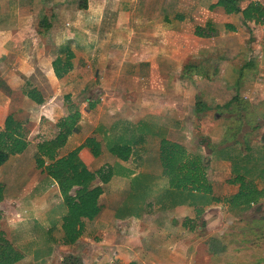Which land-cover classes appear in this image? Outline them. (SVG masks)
<instances>
[{
	"label": "rangeland",
	"instance_id": "1",
	"mask_svg": "<svg viewBox=\"0 0 264 264\" xmlns=\"http://www.w3.org/2000/svg\"><path fill=\"white\" fill-rule=\"evenodd\" d=\"M23 1L29 2L22 13L24 26L47 31L38 48L31 40L32 45L23 40L18 47L26 50L28 66L39 60L45 67L61 44H68L74 57L61 80L42 73L46 86L37 88L44 96L39 105L25 98L24 80L31 85L45 80L20 76L21 88H5L0 77V106L8 102L15 110L29 142L0 167L6 198L0 204V229L25 255L19 264L95 262L116 243L140 249L145 264H264V197L242 211L212 202L199 216L192 206L163 209L156 202L168 185L158 158L161 136L206 159L215 196L236 192L239 184L230 183L236 175L264 186V22L242 12L226 17L221 9L208 8L215 0H88L86 9L80 8L81 0ZM251 1L264 7V0H238V5L244 10ZM43 21L52 27L43 28ZM207 21L214 31L195 35V26ZM89 99L97 100L92 108ZM74 108L81 113L80 132L58 154L97 126L113 124L109 136L134 133L137 141L131 158L121 161L133 174L103 184L102 211L85 221V238L62 244L65 205L54 180L36 167L35 150ZM115 162L103 145L102 154L86 164L95 170ZM143 174L151 187L144 199L149 207L130 191L132 176ZM100 183L99 178L93 182ZM129 216L136 219L135 228L134 218L127 223L115 219ZM210 238L225 249L211 253Z\"/></svg>",
	"mask_w": 264,
	"mask_h": 264
},
{
	"label": "trees",
	"instance_id": "2",
	"mask_svg": "<svg viewBox=\"0 0 264 264\" xmlns=\"http://www.w3.org/2000/svg\"><path fill=\"white\" fill-rule=\"evenodd\" d=\"M79 5L80 8H86L87 0H81ZM216 6L221 7L228 14L238 13L241 10L238 0H216L210 3L208 8L213 9ZM241 12L245 18H252L258 23L264 22V7L258 1L249 2ZM182 17L177 15L180 20ZM50 25V22L43 21L42 23L45 29H48ZM225 28L235 31L234 25L230 23H226ZM212 31L214 28L210 21H207L204 26L196 25L194 28V34L199 37L209 36ZM73 57L74 52L68 44H61L58 47V53L51 61L53 72L58 79L64 77L73 68ZM30 85L29 81L25 83L23 94L33 102L42 104L44 101L42 93ZM94 103V101H89V107L92 108ZM80 116V111L74 108L67 115L60 117L55 123L57 133L52 138L37 142L35 150L36 167L41 168L56 182L65 205V212L61 216L62 242L65 244L74 243L81 235L84 228L83 218L92 220L100 211L99 197L103 193V188L100 185H92V181L98 177L103 183H107L113 175L110 167H101L95 171L88 169L78 155L79 149L83 146L89 148L94 157L101 153V143L95 136H87L82 144L64 155L57 156L59 148L65 144L68 135L76 130ZM119 141L121 139L109 138L106 146L117 158L127 161L131 156V143L133 142L131 140L123 143ZM28 144V140L24 138L22 123L14 118L13 114L7 115L4 128L0 129V166L7 161L10 155L25 150ZM158 158L162 168L161 173L168 180L167 187H164L156 198V202L163 209L186 204L192 206L196 216H199L205 206L212 202H222L231 210L242 211L264 197V186L257 188L245 182L244 175H236L233 180H230V183L239 184L236 192L223 197L215 196L211 182L207 178L206 159L201 155L189 154L183 144L167 139L165 136H161L159 140ZM143 179L144 174L131 178V192L139 200L146 199L151 193V187L149 184H144ZM73 187L76 188L71 194ZM2 198L3 185L0 183V200ZM150 203L148 201L146 205L149 207ZM188 228L193 229L194 224H190ZM208 249L214 254L224 250L225 246L220 244L216 238H210ZM20 258V252L5 238L4 232L0 229V264H14ZM79 263V260H75L73 263L65 264Z\"/></svg>",
	"mask_w": 264,
	"mask_h": 264
},
{
	"label": "crops",
	"instance_id": "3",
	"mask_svg": "<svg viewBox=\"0 0 264 264\" xmlns=\"http://www.w3.org/2000/svg\"><path fill=\"white\" fill-rule=\"evenodd\" d=\"M33 3L35 5V2H33ZM87 5H88V3H87ZM31 8H33V4L31 5ZM86 8H84V9H86ZM214 8L221 9L226 17H230L231 15L236 14V13H230V14L225 13L224 10L221 7H219V6H216ZM240 9L242 10L243 8H240ZM28 10H29V2H25L24 3L23 0H0V77L2 78V82L4 83L5 88H21V86L23 84V80H22V78L20 76H22V77L25 76V77L28 78L31 75L33 77L35 75H37L38 78H40L41 80L44 81L45 80V77L42 75V73H43L44 75H46V77L49 80L50 79L51 80L55 79L57 81V80H61L63 78L62 77V78L58 79L55 76V74L53 72V69H52V65H51V61L52 60L49 61V62H47V64L45 63V65H44L45 67H41L39 65V62H38L39 60L36 61V62L34 61L33 62V65L31 64V65L28 66V64H27L28 62H27V59H26V57H27L26 50L25 49L22 50V48H18V47H23V45H24L23 40H26L27 43L30 44V45H32L34 43L36 45V47L38 48L39 45H40V43H42L43 40L46 37V32L47 31H45L44 33L40 34V33H38L36 31V29H35V27L33 25H31V28L30 27L27 28V27L24 26V20H23L22 13L23 12H26ZM241 10L238 13H241ZM17 20L20 21V24H18ZM226 23L232 24L231 22H225L224 23V27H225V24ZM197 25H200V24H197ZM50 26L52 27V24ZM234 27H235V25H234ZM30 29H31V31H28ZM235 29H236V27H235ZM43 34H45V35H43ZM29 40L34 41V42L31 43ZM38 51H39V53L42 54L41 49H38ZM28 53H30V52H28ZM31 59L34 60L35 59V56L33 58H31ZM17 71H19V73ZM40 76H42V77H40ZM27 81H29V80L28 79L24 80L25 83ZM32 86H34L36 88H45V86H46V80H45V82H42L41 81L40 84L34 83ZM24 87H25V85H24ZM25 98H28V97H25ZM43 98H44V96H43ZM89 100L90 101H93L92 99H89ZM96 101L97 100H95L94 102H96ZM94 105H96V103H94ZM9 109H10V104L8 102L5 103V104H2V106H0V129H3L4 128V121H5V118H6L7 115L13 114L14 118H16V116L14 115V112H12V111H15V110L10 109L11 110L10 111ZM169 109H171V108H169ZM16 119L18 120V118H16ZM80 120H81V116H80V119H79V121L77 123L76 130L74 132H72L70 135H68L67 140H66L65 144L62 147H64L66 144H70L71 137H74V135H76L78 133V131L80 132ZM130 121L133 122V123H135V122L137 123L139 121V119L136 120V121H133L132 119H130ZM125 123H127V122H125ZM111 125H113V124H111ZM111 125H109V127H107V128H103L102 126H97V128H93L92 131L89 134H84L82 137H78L77 139H78L79 142L76 145L75 144L74 145H71V147H69L66 152H64L62 154H58L57 156L64 155L65 153H67L71 149L76 148L77 146H79L80 144H82V142L84 141V139L87 136H95V138L97 140H99L100 143H101V153L98 156H100L102 154V146L104 145L105 149L115 158V161H118V162H115V163H118L116 165H117L118 169L119 170H122V171L116 170L114 168L115 167V163L112 164V165H110V164H103V165L99 166L98 168H101V167L108 168V167H110L113 170V175L110 177V179L112 177L117 176V175H119V176H130V175H132L133 172L132 171L130 172V170H128L125 166H123L121 164V161L123 162V160H120L119 158H117L114 154H112L108 150V148L106 146V142H107V139H109V138H113L115 140L116 139L117 140H120L121 139V141H119V142H122V143L125 142V141H127V140L128 141L131 140L132 142H136L137 139H136V137L134 138V133H132L131 135L129 134L130 135L129 137L128 136H125L124 133L123 134L122 133L121 134H118L116 136H114V135L113 136H109V131L112 128ZM132 125H134V124H132ZM135 125H137V124H135ZM55 127H56V125H55ZM57 131H58V129L56 127V130H55L54 134L50 135L49 137L43 138V139H41L39 141L52 138L57 133ZM82 131H84V130H82ZM96 133L99 134L100 139L97 138ZM140 133L141 132L139 131L138 134H140ZM141 134H143V133H141ZM25 137L26 136H24V138ZM166 138L167 139H170L168 137H166ZM25 139H27V138H25ZM170 140H172V139H170ZM173 141H176V140H173ZM62 147L59 148V150L62 149ZM131 148H132V151H131V156H132V154L134 152L133 143H131ZM59 150H58V152H59ZM21 153H17V154H21ZM17 154H15V155H17ZM78 155L81 158V160L85 163L86 166H87L86 161H91V159L98 157V156L97 157H94L92 155V153L90 152L89 148L84 147V146L79 149ZM10 156H13V155H10ZM131 156H130V158H131ZM87 168L90 169L88 166H87ZM98 168H96L95 170H97ZM90 170H92V169H90ZM95 170H92V171H95ZM135 175H137V174H135ZM135 175H133V176H135ZM96 178H98V177H96ZM95 179L92 181V185H100V186H102L103 184H107L110 181V179H109V181L107 183H103L99 179L101 181L100 184H93V182L95 181ZM1 184L3 185V198L0 200V204L1 203H4V201L6 199L4 197L5 185L3 183H1ZM74 188H76V187H73L72 191L74 190ZM130 189H131V184H130ZM103 191H104V189H103ZM73 193H74V191H73ZM73 193L71 192V194H73ZM129 195H130V192H129ZM140 201L143 202L142 199H140ZM148 201L147 200H144V203L143 204L146 205ZM185 205L186 204L176 205V206L171 207V208L182 207V206H185ZM186 206H189V205H186ZM101 211H102V206L100 208L99 213L95 216V218H98V216L101 214ZM133 218L134 217H131V216H129L127 218H124V217H120V218L115 217V219H117L119 221H122V222H126V223L128 221L130 222L131 221L130 219H133ZM83 220H84V228H85V221H91V220H88L86 218H83ZM96 220H95V223H96ZM135 221H136V219L134 218L132 220V227H134V228L137 225V222H135ZM84 228H83V231H82L81 235L77 238V240L75 242L80 241L81 239L85 238ZM46 229L48 230L49 228H46ZM60 229H61V224H60ZM61 232H62V230H61ZM4 235H5V232H4ZM5 238L7 239L6 235H5ZM58 241L59 242H62V237H61V241L60 240H58ZM170 243L171 242H169V244ZM62 244H65V243L62 242ZM12 245L15 247L14 244H12ZM15 249L20 252L21 258L17 262H15L14 264H19L25 258L24 257L25 255L18 248L15 247ZM108 249H110V250H104L102 252V255H98V256H100V258L99 259L98 258L95 259V262H93V261L87 262L86 261L87 259L84 258L85 259L84 261H86V262L81 263L82 260H81V262L79 260V262H80L79 264H106L105 262H101L102 260H105V259H107V262L109 264H128L130 262H134L135 264H145V260H144L145 258L143 257L144 255H142L141 252H140V249H138L136 247H131L130 245H127V244H124V243H116L114 245L112 244V246H110ZM145 251L146 252H149V253H152V252H150L148 250H145ZM152 264H154V263L152 262Z\"/></svg>",
	"mask_w": 264,
	"mask_h": 264
}]
</instances>
